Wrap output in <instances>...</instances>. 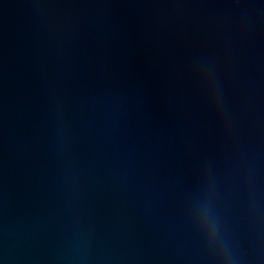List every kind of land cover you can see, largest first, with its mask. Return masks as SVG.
I'll use <instances>...</instances> for the list:
<instances>
[{"label":"water","instance_id":"1","mask_svg":"<svg viewBox=\"0 0 264 264\" xmlns=\"http://www.w3.org/2000/svg\"><path fill=\"white\" fill-rule=\"evenodd\" d=\"M0 264H264V0H0Z\"/></svg>","mask_w":264,"mask_h":264}]
</instances>
